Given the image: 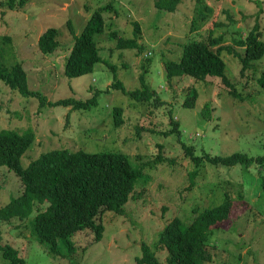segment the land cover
Masks as SVG:
<instances>
[{
  "label": "rangeland",
  "instance_id": "1",
  "mask_svg": "<svg viewBox=\"0 0 264 264\" xmlns=\"http://www.w3.org/2000/svg\"><path fill=\"white\" fill-rule=\"evenodd\" d=\"M24 2L14 9L0 5V62L7 67L20 63L29 88L40 91L48 100H87L94 92L98 94L97 104L89 110L40 107L37 98L25 97L0 80V128L20 132L29 128L35 133L34 142L21 157L22 166L43 152L67 149L123 153L142 172L124 214L106 211L102 215L104 232L98 242H91L93 234L89 230L72 236L76 262L137 264L146 243L166 264L167 251L160 248L158 233L174 217L190 224L196 215L194 209L216 206L228 193L234 204L228 219L210 230L212 260L206 264H264V191L260 186L264 169L255 164L225 166L205 161L197 168L182 147V143L192 147L196 156L235 152L264 156V89L257 82L264 69V54L242 74L239 59L222 52L225 74L239 97L232 96L217 76L168 79L164 66L165 61L179 60L183 45L189 41L222 36V45L232 46L234 39L244 37L257 22L264 42V0H202L212 12L197 23L196 30L191 26L200 7L198 0H182L174 12L156 9L154 0ZM107 3H112L115 11L103 13L105 30L95 35L102 61L89 74L67 77L64 68L74 34L79 35L92 12ZM134 21L140 26L142 51L117 49L109 38L110 31L131 38ZM49 27L59 31V46L52 54H43L37 42ZM234 47L242 53V48ZM109 65H114L115 71ZM143 74L161 103L154 104L155 99L136 101L111 86L119 80L127 90L140 89ZM191 89H196L198 97L193 107H185L183 102ZM205 105L209 115L204 114ZM115 106L123 109L124 121L118 127L112 114ZM171 117L178 123L179 136L170 132ZM21 191L17 175L0 166V207ZM33 217L0 220L1 243L15 248L26 264H71L64 254L50 253L35 239L30 225Z\"/></svg>",
  "mask_w": 264,
  "mask_h": 264
},
{
  "label": "trees",
  "instance_id": "2",
  "mask_svg": "<svg viewBox=\"0 0 264 264\" xmlns=\"http://www.w3.org/2000/svg\"><path fill=\"white\" fill-rule=\"evenodd\" d=\"M182 0H154L156 9L174 12ZM24 0H9L0 2L1 6L14 9L22 7ZM200 7L192 23L191 30L197 29L199 21H205L212 9L198 0ZM115 11L112 3L98 6L86 21L79 35L74 34L71 23L70 31L74 34V42L65 62L64 73L67 77H80L93 72L96 63L102 61L99 55L95 35L105 30L103 13ZM258 21V20H257ZM133 37L124 38L116 31H110L109 38L113 39L117 49H137L142 51L139 43L141 30L138 22H133ZM59 31L55 27L46 29L38 39V47L43 54H52L59 46ZM7 39V38H5ZM9 42V40H7ZM223 37H210L209 40H192L183 45L179 60L164 62L168 79L187 75L198 80H205L208 76H217L229 88V93L239 97L235 86L225 74V62L222 52L232 54L241 63V73L250 70L253 62L264 54V42L260 38L258 22L244 37L234 39V45H222ZM242 48V53L234 46ZM148 61V60H147ZM115 71L114 65H109ZM144 68V67H143ZM141 88L127 90L123 83L114 80L111 86L128 94L136 101L144 102L155 99L154 104L162 101L155 96L156 92L146 85L144 74L140 75ZM0 80L11 89L18 91L25 97H35L39 106L61 105L71 109L89 110L97 104L98 91L87 100L74 97L58 100H48L40 91L31 90L28 86L27 74L20 63L9 67L0 62ZM257 82L264 89V69L257 78ZM198 97L196 89L187 94L183 106L193 107ZM204 114L210 110L204 106ZM114 125L123 124V109L115 106L112 110ZM171 133L180 135L177 121L172 117ZM139 132H137V135ZM166 135H168L166 133ZM35 140V133L31 129L22 132L15 129L0 128V166L7 167L20 179L22 191L17 196L0 207V220L10 222L14 219L25 221L31 215L30 225L35 239L44 244L50 253L64 254L71 264H79L74 257V242L72 236L84 230L92 232L91 242H98L102 238L104 225L102 215L111 211L117 215L124 214V206L135 189V182L141 178V170L133 167L130 159L123 153L116 152H85L54 149L43 152L26 167L21 164V157ZM182 147L195 165L203 161L213 165L233 166L241 164L249 167L253 164L264 169V156L249 157L240 152L227 156L210 155L206 153L196 156L190 146L182 143ZM260 186L264 191V175ZM242 198V196H239ZM234 199L225 193L222 202L216 206L202 210L194 209L195 217L186 225L180 218L174 217L158 233L157 242L160 248L167 251L166 264H206L212 260L209 250L208 237L210 230L220 222L228 219ZM0 233V251L4 259L3 264H26L25 260L10 244H2ZM143 255L136 258L137 264H162L150 250L146 243L142 244Z\"/></svg>",
  "mask_w": 264,
  "mask_h": 264
}]
</instances>
